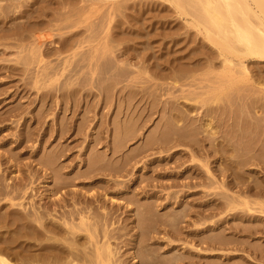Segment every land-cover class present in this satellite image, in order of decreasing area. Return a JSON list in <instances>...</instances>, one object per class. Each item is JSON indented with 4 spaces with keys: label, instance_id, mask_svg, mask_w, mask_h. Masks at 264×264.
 Segmentation results:
<instances>
[{
    "label": "rangeland",
    "instance_id": "1",
    "mask_svg": "<svg viewBox=\"0 0 264 264\" xmlns=\"http://www.w3.org/2000/svg\"><path fill=\"white\" fill-rule=\"evenodd\" d=\"M95 1H93V0H91V1L90 0H0V180H1L0 183L2 182L1 183L2 185L0 184V187L4 188V189L9 188L8 190L10 192L6 189L9 192L8 195H10L11 193L12 194L14 193L15 198L13 197L12 194H11L12 196L11 195L8 196L9 198H11V197L14 198V199H12V203L23 202L22 204L27 205V203H29V202H33V203L35 202L34 204L36 207H39L38 203H40L41 211L46 209L44 207H46L48 205V203H49L48 206L50 207V208L48 207V210H50V211L53 208H56V210H58V211L60 210L59 213H61V211L65 212V211L71 210L72 206H73L72 205L73 203L70 202L71 194L74 193L75 191L84 192V190L87 187L84 189L81 187L82 185H80V184H78L79 186L78 185L66 186V187L61 189L62 192L67 191L69 193L67 196L64 197L65 202H60V204H59V202L57 200V196L53 197L49 200L47 198V196L53 194L52 188H53V183H55V182H53L54 179L52 180V176L54 173L52 174V172L49 169L44 170L45 166L40 165L41 163L43 165H45L46 163L47 164L50 163V161H46V163H43V160L46 159V157H47V159H51V158L56 157V155H58L57 151H59L61 154H63L65 152L63 155H61L62 157L61 156L58 157L59 161L57 160L55 162V165L56 164L62 165V163H63V165H64L63 167L60 165L62 168L61 172L64 174L66 173L69 177H70L69 174H71V173L74 174L75 171H78V170L80 171L82 169V167L86 168V169L83 168L84 170H88L87 168L89 166L86 167L85 162L88 164V161H91V160L94 161V158H96V159L98 158L96 156L102 155L101 153H103L104 150H106V148L103 147L104 144L106 142L112 141V136H113L112 133L114 131L118 132V130L120 128H122L121 125H123L124 123H126V125L129 124L128 127L131 128V122L134 123V121H135L136 127L133 126V124H132L134 129L137 128L139 124H142V125H139L138 130L135 129V131H136L135 136L136 137H135V139H133V142L130 141L129 143H127L125 145L128 147V145L130 144L129 145V146H131L130 148H134L136 145L139 146V145L144 143V141L146 140L145 137L150 135V133L154 132L153 136L155 138L156 133L158 135V133L162 132L163 129H164V131L166 130L165 129L166 127H164L163 129L161 128L162 130L160 129V132H158V130H159L158 127L159 128L162 127L161 125H163V123H162L163 120L169 119V117L165 118V115H162V113L164 114V109L160 105L161 104L160 102H162V101L166 102L168 100H171V96L177 97V98H180V97L183 98L186 95L188 96L190 91H195L197 93L198 92L199 93H205L208 90V88L210 89V87H217L220 85V82H224V80H225V78L223 76H221L225 71L222 68L221 59L216 58L217 54L215 51L216 50L215 47L212 46L206 40V38L204 37V33L201 30L202 29L201 26L199 27L200 31L198 30L197 27L193 26V25H195V22L193 19L194 14H193V11L191 9L192 8L191 5L185 3L186 6L184 8H179L171 0L170 1L169 0H119V1H117V0H105V1L104 0H97L98 2L94 3ZM99 3H101V4H99ZM112 4L114 6H112ZM91 5H93V6L95 5V7H93V6L91 7ZM96 7L99 9H96ZM111 7H113V10ZM93 8H95L94 9L95 12H94ZM80 15L86 16V19L84 17V19L81 21V18H83V17L80 18L79 17ZM72 21L76 25H74L72 23L74 25L73 26L71 24ZM67 23H69L72 27L70 28L69 27L70 25L68 24L69 26H66L67 28H64V26L67 25ZM67 32H69V33L64 34ZM35 34L38 36L42 35L43 37H45L43 39L44 44L40 48H38L37 45L35 44L38 42L35 39V36H34ZM61 35H64V36L61 37ZM71 37H72V39L69 40V38H71ZM80 40H82V42ZM31 41H32L33 45L31 43ZM64 41H65V43L67 42L66 43L67 46L64 43ZM73 43H74V45L75 44L76 45L74 46ZM62 44H63V46L65 45V47H66L65 49H64V47H62ZM77 44H79V46H77ZM34 45L36 48L34 47ZM73 46H74V48H72ZM109 46H111L112 48L109 49L108 48ZM32 48H34V49H32ZM37 48L40 49L39 51L42 54L41 57H37L36 53L32 54V51L36 50ZM208 48H210V49H208ZM50 50H52L53 52L51 51L52 52L51 53ZM77 51H79L80 53ZM47 52H49V54H45ZM191 53H193L194 55ZM74 54H75V56H74ZM105 54H107V55H105ZM92 55H94V59L91 62H89ZM84 56H86L85 57L86 59L84 58ZM40 58H41L42 62H39ZM77 58H78L77 63L75 61H72L74 59L76 60ZM79 58L81 61L79 60ZM111 58L113 59V61H115V63H113L115 66L119 65V66H117V68L121 67V68H119V70L117 69V71L120 72V74L122 76L121 75L119 76L118 75L119 73H117L119 78L117 80V83L114 84L115 80L117 79L116 76H114V77L113 76H111V77L105 76V77H103L104 79H102V81H101V79H100L101 77L97 78V75L94 74L92 76L95 80V83H94L92 81L93 78L90 79V75H89L91 66L94 65L96 62H98V64H99L101 60H102V62L104 61L103 63H106L105 62L106 59L111 62V66H112V59ZM66 60L69 61V65L66 67V70L64 71L63 75L56 82H53V81L48 82L49 81L48 79L52 75V73L58 72L57 70H59V67L62 66ZM242 60L243 61L245 60L244 62H245V65L247 66V64H248L247 60L246 59H242ZM109 61H107V62L109 63ZM234 61H237V60L235 59ZM20 62L22 65L18 64ZM22 62H24V63H22ZM71 62H72V64H71ZM59 63L61 65H59ZM73 63L74 64L76 63L77 67L82 66V68L79 67L80 68L79 70L76 69L77 67H76V65H73ZM78 63H79V65H78ZM80 63H83V64L81 65ZM116 63H117V65H116ZM210 63H211V65H210ZM56 64L58 65V69L57 68L53 69V66L56 67L55 66ZM86 64H87V67L86 68L83 67V65L86 66ZM107 64H106V67H104V66L103 67L107 68L108 66H110V63L108 64V66H107ZM26 65H28V66H26ZM71 65L73 67L75 66L74 70L71 68ZM121 65L125 66V68L128 69L127 71H129V73H126L127 71L126 72L124 71L126 69L124 67L122 68ZM10 67L11 68L14 67L17 69L21 68L22 70L19 69V70H21V73H18L15 71L16 73H18L20 75H18V74L15 75L16 73L13 75L10 74L9 70H8ZM100 67H101V69H104V68H102V66H100ZM248 67L251 71V75L253 78L256 77V75L258 73L260 75H264V66H263V68L261 67V73L260 72L257 73V68H255L256 66H252V64H250V63L248 64ZM45 68H47V69H45ZM70 69L72 70L71 73L68 71ZM122 69H124V70H122ZM75 70H78V71L75 72ZM121 70L125 72V73H123L125 75H123L121 73ZM47 71H50V72H47ZM24 72H26L25 75H24ZM67 72H68V74H67ZM73 72L75 74H72ZM86 72L88 73L87 75H86ZM186 72H189V73H187L189 75L193 74L194 77L189 78L188 80H185L182 77L181 81H179V84L175 88H172L170 85V81L172 80L171 77L173 75H177V74L183 75ZM69 73H70V75H69ZM83 73H85V74H83ZM45 74L46 75L48 74L47 76H49V77H45L46 76ZM71 74H72V76H71ZM147 74L149 75V77ZM64 75H66V76H64ZM31 76H34V77H31ZM76 76H77V78H76ZM70 77H71V79H70ZM78 77L80 79H78ZM87 77H89V78L87 79ZM106 77H107V82L105 83ZM111 78H114V82H113L114 86L110 82ZM97 79H100L99 82H101V83L97 84V82H98V81H96ZM120 80H122V81H120ZM167 81H168V84H166ZM69 82H70V85L68 86ZM145 82H147V83H145ZM73 83H75V84H73ZM78 83L80 85H78ZM93 83H94V85H93ZM151 83H153V85ZM58 84H59V86H58ZM102 84H104V88L106 90L103 88ZM107 84L109 86L112 84L111 85V86H113L112 89H109L110 87L108 88ZM101 85H102V87H101ZM131 85H133V86L131 87ZM164 85H166V86L164 87ZM168 86H170V87H168ZM57 87H60V88L57 89ZM162 87H164V89ZM67 88L77 91V93L75 92L76 96L73 95L74 92L71 95L72 96L71 98L75 102H73L72 99H71V101H69L68 96H66V98H67V99L65 98L66 103H63V101H64L63 100V98H64L63 93L66 92ZM149 88H150L151 92L149 91ZM161 88L163 89L162 91H161ZM131 89L134 91L133 94H135V92L137 91L136 97H135V95L134 96L132 95L133 97L130 96L133 92V91H131ZM175 89H176V91H175ZM103 90H105L106 92H103ZM127 90L128 91L130 90L131 94L128 93ZM164 90H166V91H164ZM250 91H251V87H249L243 83H238L237 86H234L232 88V90L229 91L228 93L226 92L225 94L218 95L219 98L222 99V101H220V103H223L224 102L223 100H226L227 97L231 103L230 108L220 107L221 109L219 108L218 110H216V111H219L218 113L215 111L218 115L215 112L213 114L214 118H215L213 120L214 125L217 124L215 126V132H216V134H214V137L216 135L215 139H218L220 134L221 135L224 134V135L220 136L218 140L214 141L212 146H211L210 145L211 142L213 140H215L214 137L210 136L211 137L210 139L211 140L213 139V140L209 141V136H206L207 138L204 136V138H203L202 136L205 134H200L203 132H198L199 135L197 138L199 140L200 139L203 140V141L200 140V142H199L200 145H202L201 146L202 149L199 148L200 152L197 153V159L199 160V162L188 161L187 157H189L191 154L190 153L191 147L187 144H181L180 146H176L171 150H177V151L181 150V152H179V154L181 156L178 154L177 157L178 158L181 157L182 161H184L183 165H181L182 167L177 168L178 166H174L173 164H171L169 167L167 166L168 169L166 171H167V174H169V175H168V177H164V180H162L161 182L158 179H156L157 181H155L154 178L151 179V177H149L150 175L152 177H154L153 176L154 173L151 172L149 165H148L147 169H145L144 166H142V167L139 166L141 168L139 170L138 169L135 170L133 173V176H132V171H131L127 176H118V177L114 176L113 177V176L98 175L96 177L99 179H108V180H112L115 182H120L122 184L121 185L123 188L122 190H124L125 187L130 188L129 190H126V192H129V193H126V194H124V196L117 198L119 200V202L117 200L114 203L109 202L107 204L108 201L102 199L104 202V205L106 203V210L105 211H107V209H108V211L113 210L112 211L113 215L110 214L111 217L108 218L109 219L108 223H114L112 227L113 228L115 227L116 230H119L118 231L119 234L122 235L121 237H118V239L112 241V243H114L113 247H115L117 250L121 249L119 251L121 254L124 255V256H122L123 258H127L128 261L130 262L129 256L133 252L131 247H130V240L137 243L136 241H137V236H138V234L136 232V228H134L133 231H129L128 233H126V235H124L125 232L122 229L124 225H127V227H131L130 226L132 224L131 221H133V220H135V222L137 223L136 213H134L135 210L133 212H130V208L128 207L127 202H126L127 201L126 197H130V194L133 198L132 202L134 203V205H136V203H137L135 209L140 204L139 199L143 196L144 192L149 193V194H154L156 197L159 196L157 200L162 201V203H165V202H169V201L173 202V199L171 196H175V195L182 196L183 194L187 193L188 191L190 192L193 190V192H197V194H195V196L193 195L191 197H188V199L187 198L182 199V201H184L183 204H185V202L193 200V204L196 205L197 210H201L202 206L200 207V204H205L210 200H215V201L219 200L221 202L223 199L220 198L221 197L220 195L224 194V193H225L224 195H228V196H234V197L239 196L241 198L244 197L250 201L255 200L256 196L251 194V193L249 194V192H247L246 185L241 184V183L237 184L238 182H236V181H235V183H236L235 185H237V187L229 188L230 191L226 192L223 190H216L214 192V191H207L206 189H203L202 187H198L196 189L192 188V190H189L186 187H184V185L190 181H189V179H185L183 177L181 178L183 180L181 181L179 179L178 182H173L170 180L171 179L170 177L175 178V177H173V175L175 176L178 172H180V170L182 171L183 167L188 166L190 164L195 165L197 168L196 170L198 172H201V174H203L202 176L204 178H207L208 175L206 174V168L202 166V163H207L209 170L211 172L213 171V173L216 174V176L219 180H221V179L226 180V178L223 177L224 175H222V174L220 175V169L218 168V167L224 166V162L221 165V162L223 160H221V159H219L220 161L218 160L219 152L216 153L215 155H214V152H213V155H208V152L213 151L212 149L216 148L217 141H218V143H219V140L222 141L221 137L225 136V137L229 138V136L233 134L232 131H235V132L237 131L240 133V135H239V133L236 134L237 132L236 133L234 132L235 134L232 135L233 138L232 139L229 138L232 140V144L234 145L235 149H236L237 144H238L237 142H239L237 137L242 138L241 140H244L247 142V140L250 141V139L252 138V137H250L251 135L253 136V138H255L254 137L255 135L252 134L255 131L257 134H259V131L261 133L264 132V121L263 120L261 121L263 124L261 123L262 125L260 128L256 127V129H255L254 128L255 126H253L251 128V126H252L251 124H253V120H254V123L256 124V126H258L257 120H259V119H257V117H259V116L255 117L256 121H255V118L253 117V115H251L252 119H251V117L247 116L248 115L246 113L247 102L249 101L247 96L249 95ZM126 92H127V94H126ZM169 92H171V93L173 92L172 95H170ZM104 93H105V95H104ZM146 93H149V94L146 95ZM39 95L41 96L40 98H39ZM127 95L132 97V98L135 97L134 99L131 98L134 102V103L132 102L133 108L130 106V104L127 103L130 100V98L127 97ZM153 95L155 97H158L157 101H160V102H158L159 105L153 104V101H154ZM43 96H44V98H43ZM62 96H63V98H62ZM106 96L108 98H106ZM142 96H143V98H141L142 99V101H141L140 97H142ZM146 96H148L151 100L149 98L146 99ZM50 97L52 99H49ZM42 99H44V100L42 101ZM46 99H47V102H46ZM105 99H107L108 101L106 100V106L104 105L105 106L104 107L103 104L105 103L104 102ZM147 100H148V102L151 101V102H149V103H151L150 107L148 106ZM179 101L183 102L182 99H180ZM165 102L163 103V106H164ZM236 102H237V104H236ZM244 102L246 105L244 104ZM121 104H122V107H121ZM123 105L127 106L125 108L130 109V110L127 109L128 113H124V114H127L125 116L123 115V110H125ZM242 105H243V107L245 105L246 108L245 107L242 108L241 107ZM118 106L121 107V114H119L117 112V110L120 109ZM146 106H147V108H146ZM156 106H157V108H156ZM160 106L162 107L161 109H163V110H161L162 116L160 115V112H158V110L160 109ZM62 108L63 109L66 108L64 110V115L62 113ZM117 108H119V109H117ZM148 108L149 109L151 108V109L148 110ZM222 108L224 109L225 113H223V111H221V110H223ZM235 108L237 109V111L235 110ZM240 108L243 109L241 111H245V114H247L246 117H245V115L243 116L244 112H241L242 113V115H241ZM87 109H88V112L86 111ZM115 110H116V113L114 114ZM142 110H143V112L145 111V113H143V112L142 113L146 117H147L148 113L152 112L151 110H153V112L150 113L151 117L149 116L150 115L149 114L148 115L149 119H148V117L146 118L143 116V114H140L141 113L140 111H142ZM155 110H157V111H155ZM232 110H235L233 115L239 116L238 114L240 113L239 117L235 116V117H237L236 119H239L240 121L233 118L234 116H232V113H233ZM42 111L43 112L46 111L47 113L44 112V114H43ZM65 111H66V113H65ZM129 111L131 113V118H132V119L130 118L131 122H130V120H128L129 119L128 116H130V115H128ZM131 111H133V112H131ZM39 112H40V114H39ZM146 112H148V113H146ZM226 112H227V115H226ZM235 112H236V114H235ZM133 113L135 116L134 115L132 116ZM138 113L140 115V116L138 115V118L140 117V119L134 120L137 118L136 116ZM219 113L220 114L223 113L222 114L223 116L220 115ZM37 114H39V115L37 116ZM113 114H114V116H113ZM152 114H154V115H152ZM167 114L168 113H166V115ZM120 115H123L124 117L120 116ZM141 115H142V117H141ZM169 115H171V114H168L167 116H169ZM66 116H67V118H66ZM160 116L163 119H161ZM216 116H218V117H216ZM241 116H243V118H242L243 122L241 121ZM261 116L262 115H260V118H261ZM38 117H40V118H38ZM117 117H118V119H117ZM119 117H120V119H119ZM122 117L124 118L123 119L124 123L120 124V125L117 124L115 121L119 120L121 122ZM133 117H136V118H133ZM219 117L222 119L224 118L223 121L221 119L223 124L221 121H219L220 120ZM63 118H65L64 119L65 121L68 120L67 124H66V125H68L66 127L69 128L66 131V132H68L67 134L63 133V132H65V131H63V129H62L63 132L60 130L63 127L62 124L60 123L62 121L64 122V120H62ZM230 118L232 119V121L235 119L234 125L237 128H235V126H234V128H233V126L231 127L230 123H232V122H231ZM112 119H113L114 123H112L113 122V121H111ZM115 119H117V120H115ZM142 119L143 120L147 119V122L145 120H144L145 122H143ZM159 119H161L162 122H161V120L159 121ZM204 119L206 120L207 118L204 117ZM246 119H248L249 122H252L251 124L248 122V124L250 125L249 128L251 130L247 127V124H246L247 120ZM36 120L38 122H36ZM138 120H139V122L137 123ZM215 120H216V122H215ZM260 120H259V122H260ZM119 121H118V123H120ZM127 121H129V122H127ZM140 121L143 123H141ZM236 121L242 122V123H239V124L237 123V125H238L237 126ZM82 122H83V125L81 124ZM220 122H221V124H220ZM84 123L86 124L85 126H84ZM135 123H134V125H135ZM158 123H159V126L157 127V129H155L156 125ZM243 123L246 126L243 127ZM77 124L78 125L81 124L80 128H82V130L79 133L75 134V131L78 129V128H75V127H77ZM111 124H113L115 126H113V125L111 126ZM195 124L198 125V123H195ZM218 124H219V126H218ZM226 124H227L228 129L227 128L225 129ZM228 124L230 126H228ZM241 124H242V126H240V129H239L238 127ZM220 125L222 126L221 128H224V130H222L221 128L219 129ZM259 126H260V124H259ZM58 127H61V128H58ZM103 127H104V129H103ZM114 127L115 128L118 127L117 128L118 130H116ZM123 127H125V126L123 125ZM241 127H243L244 129L242 128L243 129L242 130ZM74 128H75V130H74ZM125 128H127V126ZM125 128H122V129H125ZM246 128H248L249 130H248V134H247V130H246V132L243 133L244 138L246 136V140H245L243 137H240V136H241L242 131H245ZM100 129L102 131L100 134L102 138H100L101 143L96 145V147L99 149H97V148L96 149H97V151L99 150L98 153H100V152L101 153L96 155L97 152H95L96 154L94 153V156L95 155L96 156L93 157V155L90 154L92 152V151L90 152V149L95 151V148H92L90 143L92 145L94 144V143H92L93 142L92 140L95 138V135L98 134V130H100ZM122 129H120V132H122L121 131ZM252 129H255V130H252ZM258 129H259V131H257ZM262 129H263V132H262ZM58 130H59V132H58ZM78 131L79 130H77V132ZM94 131L95 132L97 131L95 135H94V133H95ZM222 131H223V133H222ZM228 131H231V132L228 133ZM28 132H30V135L32 134L30 137L28 135ZM60 133H62V137L61 136L58 137L59 136L58 134H60ZM103 133H104V135H103ZM114 133H116V132H114ZM217 133H218V135H217ZM226 133L230 134V135L226 136L225 135ZM245 133H246V135H245ZM263 134H262L261 138L263 140L262 143L264 144V135ZM93 135H94V137H93ZM247 135H249V136H247ZM43 136H45V137H43ZM143 136H144V141H143ZM27 137H29V138H27ZM92 137H93V139H92ZM253 138L251 140H254ZM152 139L153 138H150L146 141H152ZM234 139L236 142H234ZM136 141H138L139 143H137ZM255 141H257L256 143L261 144V142H258V140L256 138H255ZM208 142H209V144H207ZM250 142L254 143V141H250ZM234 143L235 144L237 143V144L235 145ZM240 143L245 145V142L243 143V141H240L239 145H241ZM252 143H250V144H252ZM256 143L252 144L251 146L254 147ZM131 144H134V145H131ZM247 144L250 147L249 142L246 143L247 147L244 146L243 151L238 150V148L242 149L241 146L243 147V145L238 146L236 149V154L239 155V153H238L239 151H240V153L241 152L246 153V150L248 148ZM60 146H62L63 148L61 147V149H60L59 148ZM64 147H65V150H64ZM262 147H264V145H262ZM262 147L259 149V151H257L256 154H259V156L260 157L262 156V158H263L264 157V152H263L264 150ZM61 151H63V153ZM51 153L53 154V156L51 155V157H48L47 155L50 156ZM55 153H56V155H55ZM60 153H59V155H60ZM244 153H243V155H244ZM88 155L89 156L92 155V156L89 157ZM233 155H234V153H233ZM245 156H247V154L242 156V158H244ZM86 157L90 158V160L86 159ZM154 157H155L154 155H151L149 153V156L145 159L150 160L151 158H154ZM183 158H184V160H183ZM236 158L239 159L240 156H238ZM242 158H240V159H242ZM245 158H247V157H245ZM36 159H37V161H36ZM55 159H57V158H55ZM145 159H143V160H145ZM238 159H236V160H238ZM39 160H41V163L39 162ZM245 160L247 161V159H245ZM217 161H219L220 164ZM57 162H59V163H57ZM216 164H217V167H216ZM59 165L56 168H58ZM151 166H153V165H151ZM64 168H66V169H64ZM198 168H199V170H198ZM58 169H60V168H58ZM242 169L241 170L243 172L237 171L239 169H235L234 171L236 173L239 172L238 174L242 173L241 176L244 178L243 181H245V180L247 181V178L245 179V177H247V172H245V170L247 171V164L245 166H243ZM248 169L251 171L257 170V172L259 173L258 175L259 176L261 175V177L264 178V173H260V170L257 169L256 167L249 166ZM73 174H72V177L76 173L74 175ZM243 174L246 176H244ZM18 176H20V177H18ZM34 176L36 177V179H34L35 178ZM69 177H67V178L69 179ZM144 177H146L145 180H148L147 177L150 178L147 182L150 184L147 187H145V184L142 181H140L141 179H144ZM67 178H66V180H67ZM167 178H169V180ZM178 178H179V175H178ZM71 179H73V178H71ZM3 180L4 181L6 180L4 184H3V182H4ZM70 180H68V181H70ZM173 180H175V179H173ZM229 180H230V178L227 179V181H229ZM32 181H34V182H32ZM78 181L79 180L75 179L74 183H76ZM195 181L196 180L193 179L191 182H195ZM139 182L140 183L142 182V183L139 184ZM206 182H207V180H206ZM175 183H177V184H175ZM15 184H16V186H15ZM26 184H28V185H26ZM245 184H247V183L245 182ZM128 185H129V187H128ZM14 186H15V188H13ZM31 186L34 188H32ZM74 186H77V187H74ZM21 187H23V188H21ZM119 187H118V189H121ZM91 189L93 191H95V188L91 187ZM17 190H19V191H17ZM122 190H120V191H122ZM24 191L27 193L23 194ZM17 192L19 193V195ZM47 192H48V194H47ZM62 192H57L58 198H60L59 193H62ZM208 192H211V194L209 195ZM212 192H214V193H212ZM28 193H30V194H28ZM166 193L168 194V196ZM171 193H173V194H171ZM213 194H215V195L213 196ZM166 196H167V200L164 199ZM145 197H142V199L140 201L141 203H146V201H149V202L153 201V199H147V196H145ZM2 198L3 197L0 196V205L5 204V206H3L2 209H0V215L6 211L5 207H6L7 203L9 202L8 198H6V199H2ZM44 198L45 199L47 198L46 201ZM53 199H55V200H53ZM121 199H124L125 201L121 200ZM53 202H56V204H59V205L62 204L61 205L62 210L60 207L58 208L54 204H52ZM51 204H52V206H51ZM26 205H24V206L26 207ZM63 205H64V208H63ZM129 206H131V205H129ZM68 208H70V209H68ZM132 208H133V206H132ZM138 209H140V208L138 207ZM57 213L58 212H55V215ZM234 214H236L235 219L232 216ZM256 215H260V214H256ZM260 216L264 217V215H260ZM1 217H2V215L0 216V218ZM56 217L58 219V217H60V216H58V214H57ZM154 218H152V219H154ZM215 219H217L216 222L224 221V226L226 225L225 227L227 228L226 232L228 231L227 233L229 234L228 236H230L231 238L234 237L235 240L230 239L231 241L234 240L233 241V247H232L233 249L231 251L214 252V254H216V256L214 257V260L212 259L213 261H218L219 263L224 262V264H247V263L248 264H254V263L255 264H264V252L259 253V251H258L257 254L254 255L255 251L253 250L254 249L252 247L253 245L251 246L253 249L247 248V246L249 247L250 244H255V246H258L261 244L263 246L262 247L259 246V247H261V250L264 251V248H263L264 247V230H262V228L264 229V227H258L259 225H256V223L257 224L260 223V226L261 225L264 226V220H263V222H260L257 220L255 221L251 218L252 221H247L246 220L247 219V210L244 208H241V207H238V208H236L232 211H229L225 214L224 213L223 214L218 213L213 218L214 221H215ZM1 220H2V218H1ZM3 220H4V214H3ZM3 220L0 221V224L3 223ZM145 221L143 220L142 222L144 223ZM180 221H183L181 224V226L184 227V228H182L183 231H193L196 228L200 229V227H203V226H198V225L194 226V224H195L194 221L192 219H189V218H187V219L184 218ZM226 221H227V223H226ZM234 222H236V224ZM237 222H240L241 224H243L241 226H243L244 229L247 228V225H245L246 228L244 226V224H246V223H250L251 226H252V224H255V225H253L255 227V229L253 226L251 227L250 224H248V226H250V227L247 228L246 230H244V229L242 230L240 227V224L238 225ZM146 223L151 225V226L154 225V223L152 221H150V223H148V221H146L145 225H146ZM198 223H203V222H198ZM140 224H141V221H140ZM234 224L236 227L233 226ZM142 225H144V224H141V226ZM205 225L208 226V225H210V223L208 221H206L204 226ZM145 227L146 226H144L143 229H145ZM256 228H258V229H256ZM157 229L159 231H161V226H159ZM1 231L2 232L4 231V234H6L4 229H2ZM237 232H238V234H237ZM246 233L247 234L250 233V234H248L249 236ZM10 236H11V238L13 237V235H10ZM152 236L154 239L149 240V242H153L154 244H156L153 247L161 248L160 252H164V251L170 249V247H164V245H166V237H164L163 233H158L157 235L154 234ZM235 241H237V242L234 243ZM115 242H116V244H115ZM177 244H180V243H177ZM196 244H197V247L204 249V245L200 244V242L199 243L197 242ZM256 244H258V245H256ZM17 247L15 246V248L17 250L13 246L14 249H8V251L13 250L12 251L13 255L25 253L24 250H22L21 248L18 249ZM261 250H260V252H261ZM248 251L251 252L252 256L257 257V258H255L256 261H252V260H250V258H248V255H250ZM179 252H181V250H179ZM168 253H171V252H168ZM174 253L178 254L177 251ZM189 254H190V252H189ZM228 255H230L232 257L230 260H227ZM196 259L197 258H195L194 261H196ZM197 261H198V259H197ZM129 264H132V263H129ZM204 264H207V263L205 262Z\"/></svg>",
    "mask_w": 264,
    "mask_h": 264
},
{
    "label": "bare ground",
    "instance_id": "2",
    "mask_svg": "<svg viewBox=\"0 0 264 264\" xmlns=\"http://www.w3.org/2000/svg\"><path fill=\"white\" fill-rule=\"evenodd\" d=\"M93 1H95V0H93ZM117 1H119V0H117ZM171 1L179 8H184L186 6V4H189L192 6L191 9H192L193 14H194L193 19L195 22V25H193V26L197 27L198 30H199V27L201 26L202 29L201 28L200 29L203 31L204 37L212 46L215 47V49H216L215 51L217 54L216 58L221 59L222 68L225 71L221 75L225 78L224 82H220V85L217 87H210V89L208 88V90L205 93H199V92L197 93L195 91H190L189 95H188L189 97L187 95L184 96L183 98H181V97L177 98V97L171 96V100H168L166 102L164 101L165 102L164 106H163L164 102L162 101L163 102L162 103L160 101H157L158 97H155L153 95V100H154L153 104L159 105L158 102H160L161 103L160 105L164 109V114L162 113V115H165V118L169 117V119H167V120L164 119L162 122L161 119H163V118L161 117L162 116L161 110H163V109H161L162 107L160 106V109H159L160 111L158 110V112H160V115H161L160 118L161 119H159V121L161 120L163 125L160 124L162 127L159 128L158 127L159 123H158L156 125L155 129H157V127H158V129H159L158 132H160L161 128L163 129L164 127H166L165 128L166 130L164 131V129L163 130L161 129L162 132L158 133V135L156 133L155 138L153 136L154 132L150 133V135L145 137L146 140L153 138L152 141H146V140L144 141V136H143L144 143L139 145V146L136 145L137 147L135 146L134 148H130L131 147V146H129L130 144L128 145V147L125 145L127 143H129L130 141L133 142V139H135V137H136L135 136L136 135L135 129L138 130L139 125H142V124H139V125L137 124L138 127L134 129L133 126L136 127V123L134 121V123H135V125H134V123L131 122V120H130L131 113L129 111L128 115H130V116H128L129 119L127 118L131 122V128H129L128 127L129 124L127 123L128 125H126V123L123 122V119H124L123 117L125 115H127L124 113H128L127 109H129V108H125L127 106L123 105V107L125 108V110L127 112L122 109L123 115H124V116L120 115V116H123L121 118L122 123L119 120L118 121L120 123H118V121H115V122L119 125L124 123L123 125L125 127L127 126V128H125V127H123V125H121V127L125 128V129L120 128V129H122L121 130L122 132H120V129L119 130L117 129L118 127L117 128L114 127L116 130H118V132L114 131V132H116V133H114L112 131L113 132L112 133L113 134L112 141L106 142L104 144L103 147H105L106 150H104L103 153L100 152L102 155H98V154H100V153H98L99 150L97 151V149H99V148L96 147L97 144L101 143L100 138H102V137L100 134L102 131H101V129L98 130V134H97L98 136L95 135L97 131L96 132L94 131L95 132L94 133L95 138L93 139L94 135L92 137V139H93L92 143H94V144L92 145L90 143V145L92 148H95V151L90 149V152L92 151L90 154H92L93 157L98 155V156H96L98 158L97 159L94 158L95 162L92 160L88 161V164L85 162V166L86 167L89 166L87 168L88 170H84L83 168H85V167H82V169L80 171L78 170L79 172L75 171V173H76V174L74 173L75 175L73 173L69 174L70 177L66 173L65 174L67 176L61 172V169H62L61 166L62 167L64 166L63 163H62V165L60 164L61 165L60 166L59 164L55 165V162L57 160L59 161L58 157H60L61 155H63L65 153V152L63 153V151L65 150L66 146L64 147V150L61 151L63 154H61L59 151L56 150L58 152L57 153L58 155L60 153L59 156L56 155V153H55L56 157L51 158V159H47V157H46V159L43 160V163H46V161H50V163H48V164L46 163L45 165H43L41 163L42 159L39 160V162L41 163L40 165L45 166L44 170L49 169L52 172V174L54 173L52 176V180L54 179L53 182H55V183H53V188H52L53 194L47 196V198L49 200L51 198L57 196V200H58L59 204H60V202H65L64 197L67 196L69 193L67 191L62 192L61 189L66 187V186L80 184V185H82L81 187L84 189L87 187L84 190V192L75 191L74 193L71 194L70 202L73 203L71 210H68L65 212L61 211V213H59L60 210L58 211V210H56V208H53L50 211V210H48V207H49L48 206L49 203H48V205L46 207H44L47 210L44 209L41 211L40 203H38L39 207L35 206V204H34L35 202L34 203L29 202V203H27V205L22 204L23 202L12 203V199L15 198L14 193L13 194L11 193L14 198H12V197L9 198L8 196L11 195V194L8 195L10 192L8 190L9 188L8 189L6 188L9 191L8 192L6 189L0 187V196L3 197L2 199L8 198V201H9L5 207L6 211L3 213L4 214V220H3V214H1L2 215L1 218L3 220V223L0 224V264H129V263H132V264H204L205 262L207 264H224V262L219 263L218 261H213L214 257L216 256V254H214V252L231 251L233 249L232 248L233 247V241L235 239H234V237L231 238L230 236H228L229 234L227 233L228 231L226 232L227 228L225 227L226 225L224 226V221L216 222L217 219H215V221H214L213 218L218 213H221V214L224 213L225 214V213L232 211L238 207H241V208H244L247 210V219H246L247 221H252L251 220V218H252L255 221L257 220V221L263 222L264 217H261L260 215H264V178L261 177V175L260 176L258 175L259 173L257 172V170L251 171L248 169L249 166H254L260 170V173H264V157L262 158V156L260 157L259 154H256L257 151H259V149L262 147V145H264L262 143L263 140L261 138L262 134L264 133L263 129H262L263 133H261L259 131V129L257 130V131H259V134H257L256 131L254 133H252L255 135L254 137L258 140V142H261V144L256 143L257 141H255V138H253V136L250 134L251 135L250 137H252L254 139V140H251L252 139L251 138L250 141H254V143H256L255 146L253 145L254 147L251 146L254 143H252L248 140L246 142L244 140H241L242 138L237 137L239 142L240 141H243V143L245 142V145L240 143L241 145H243V147L241 145H239V142H237L238 144L236 143L237 147L241 146V148H242V149L238 148V150L243 151L244 146L247 147L246 143H248V142H249V144L252 143V144H250V147L247 144L248 148L246 150V153L243 152L244 155L247 154V156H245L247 158L244 157L245 159H247V161L244 158H242V156H244L242 152L240 153V151H239L238 152L239 155L236 154L237 147L235 149L234 145L232 144L231 139L233 138L232 135L235 134L237 131L236 132L232 131L233 132L232 135L227 134V133L225 134L226 136L230 135L229 138H231V139H229L228 137H225V136H223L224 138L221 137L222 141L219 140V143L217 141L216 148L212 149L213 151L208 152V155H213V152L215 155L216 153L219 152L218 160L219 159L223 160L221 162V165L224 162V166L223 167L221 166L218 168L220 169V175L221 174L224 175L223 177H225L226 180H224V179L219 180L217 178L216 174H214L213 171L211 172L209 170L207 163H202V166L206 168V174L208 175L207 178H204L202 176L203 174H201V172H198L196 170L197 168L195 165L190 164L188 166L184 165L185 167L182 168V171L180 170V172H178L175 176L173 175V177H175V178L170 177L171 178L170 180L173 182H178L179 179L182 181L183 179H181V178L183 177L185 179H189V181H190L184 185V187H186L189 190H192V188L196 189L198 187H202L203 189H206L207 191H214V192L216 190H223V191L228 192V191H230L229 188L237 187V185H235L236 184L235 181H236V182H238L237 184L241 183V184L246 185L247 192H249V194L251 193V194L256 196L255 200L250 201L244 197L243 198H241L239 196L234 197V196L224 195L225 193L224 194L220 193L221 194L220 198L223 199L221 202L219 200L218 201L210 200V201H208L209 203L207 202L205 204H200V207L202 206L201 210H197L196 205L193 204V200L185 202V204H183L184 201H182V199H186V198L188 199V197H191L193 195L195 196V194H197V192H193V190L190 192L188 191L187 193L183 194L182 196H178V195L171 196L173 199V202L168 200L169 202H165V203H162V201L157 200L159 196L156 197L154 194L142 192L143 193L142 197L147 196V199H153V201H151V202L146 201V203H141L140 202L142 199V197H141L139 199L140 204L138 205V207L140 209H138V207L135 209L137 203H136V205H134V203L132 202L133 198L130 194V197H126L127 198L126 202H127L128 207L130 208V212H133L135 210L134 213H136L137 223L135 222V220H133V221H131V223H132L130 225L131 227H127V225H124L122 228L123 231L125 232L124 235H126V233H128L129 231H133L134 228H136V232L138 234L137 241H136L137 243L130 240V247L133 251L129 256L130 262L128 261L127 258L122 257L124 255L120 253L119 250H121V249L117 250L115 247H113L114 243H112V241L118 239V237H121L122 235L119 234V232H118L119 230H116L115 227L114 228L112 227L114 223H108V220H109L108 218L111 217L110 214L113 215V213H112L113 210L108 211V209H107L108 212L105 211L106 210V203L104 205L103 200L108 201L107 204L109 202L114 203L115 201L118 200L117 198L124 196V194H126V193H129V192H126V190H129L130 188L125 187L124 190H122L123 188H122V186H121L122 184L120 182H115V181L108 180V179L96 178L98 175L113 176V177L114 176L115 177L127 176L132 171V176H133V173L135 170H137V169L139 170L142 166H144L145 169H147V167L149 165L151 172L154 173V175L151 173L154 177H152L151 175L149 177H151V179L154 178L155 181H157L156 179H158L161 182L162 180H164V177H168V175H169V174H167V171H166L168 169L167 166L169 167L171 164H173L174 166H178L177 168L182 167L181 165H183L184 161H182L181 157H179L180 159L177 157V155L179 154V152H181V150L180 151L171 150L176 146H180L181 144H187L191 147V150H190L191 154L189 157H187L188 161L199 162V160L197 159V153L200 152L199 148H201V146H202V145H200L199 142H200V140L201 141H203V140L202 139L199 140L197 138L199 135L198 132H203L200 134H205L202 136L203 138H204V136L205 137L209 136V141L213 140V139L211 140L210 138L214 137V134H216L215 126L217 125V124L214 125V122H213V120L215 119L214 115H213L214 112L216 110H218L220 107H225V108L231 107V103H230V100L228 99V97L226 100H223L224 101L223 103H220V101H222V99H220L218 95L225 94L226 92L228 93L229 91L232 90V88L234 86H237L238 83H243V84L251 87V91L249 92V95L247 96L249 101L247 102L246 113L248 115L245 114V111H241V110H243L242 108H244L246 105L245 102H244V104H245L244 107L242 105L241 106L242 108H240V113L244 112L243 116L245 115V117H246V115H247V116L251 117V119H252L251 115H253L254 118L259 116V117H257V119H259V120L261 119L260 122H259V120H257V122L260 124V126L257 122L256 123L258 126H256V124L254 123V120H253V124H254L253 125V124H251L252 122H249V120L246 119L247 123L246 122L245 123L247 124V127L248 128L250 127V125L248 124V122H249L252 125L251 128L253 126H255L254 127L255 129H256V127L260 128L261 125L263 124L261 121L262 120L264 121V114H263L264 113V75H260L258 73V72L261 73V67L263 68V66H264V0H171ZM96 2H98V1L96 0L94 3H96ZM99 4H101V3H99ZM92 6L93 5H91V7ZM112 6H114V5L112 4ZM93 7H95V5ZM97 7H96V9H99ZM111 8L113 10V7H111ZM94 9L95 8H93V10ZM94 12H95V10H94ZM79 17L80 18L83 17V18H81V21L84 19V17L86 19V16L80 15ZM72 23L74 25H76L73 21L71 22V24ZM68 24L69 23H67V25H65V26L63 25L64 28H67L66 26L70 25V24L69 25ZM69 27L71 28L72 26L70 25ZM69 32L64 33V34H68ZM34 36H35V39L38 41L35 44L37 45L38 48H40L44 44L43 39L45 37H43L42 35L38 36L36 34ZM62 36H64V35H61V37ZM70 39H72V37L69 38V40ZM80 41L82 42V40H80ZM31 43H32V41H31ZM64 43H65V41H64ZM32 45H33V43H32ZM73 45H74V43H73ZM66 46H67V44H66ZM74 46L72 48H74ZM77 46H79V44H77ZM34 47H35V45H34ZM62 47H64V49L66 48L65 45L63 46V44H62ZM38 48L36 50H33L32 54L36 53L37 57H41L42 54L40 53V51H39L40 49H38ZM108 48L111 49L112 47L109 46ZM32 49H34V48H32ZM208 49H210V48H208ZM52 50H50V52ZM77 52H79V51H77ZM45 54H49V52H47ZM191 54H193V53H191ZM105 55H107V54H105ZM74 56H75V54H74ZM85 57L86 56H84V58ZM93 59H94V55L91 56V59L89 60V62H91ZM235 59L237 61H234ZM242 59H246L248 64L250 63V64H252V66H256L255 68H257V73H258L256 75V77H254V78L252 77L251 71L248 67V64L246 66L245 62H244L245 60L243 61ZM77 60H78V58L76 60L74 59L72 61H75L77 63ZM79 60H80V58H79ZM107 61H109V60L106 59L105 60L106 63H103L104 61L102 62V60H101L99 64H98V62H96L94 65H92V66L90 65L91 66L90 73H89L90 79L93 78L92 76L94 74L97 75V78L101 77L100 78L101 81H102V79H104L103 77H105V76H108V77L116 76L117 79L115 80L114 84L117 83V80H118L119 76L121 75L120 72L117 71V69L119 70V68H121V67L117 68V66H119V65H117V63H116L117 66H115L113 64V63H115V61H113V59H112V66H111L110 61H109L110 66H108L109 63ZM39 62H42L41 58L39 59ZM22 63H24V62H22ZM76 63L75 64L73 63V65H76V67H77ZM18 64H21V62ZM71 64H72V62H71ZM80 64L82 65L83 63H80ZM106 64L108 67L104 68V67H106ZM59 65H61V64L59 63ZM68 65H69V61L66 60L63 63V65L60 66L61 68L59 67V70H57L58 72L55 71L56 73H52V75L50 77L47 76L48 74L47 75L45 74L46 75L45 77H49L48 82H51V81L56 82L63 75V73L66 70V67ZM78 65H79V63H78ZM84 65H83V67L86 68L87 64H86V66H84ZM210 65H211V63H210ZM26 66H28V65H26ZM55 66L56 67L53 66V69L54 68L58 69V65L56 64ZM100 66H102V68H104V69H101ZM121 66H122V68L123 67L125 68V66H123V65H121ZM11 67L8 69L10 74L13 75L16 72L21 73V70H22L21 68L17 69V68H14V67L11 68ZM74 67L71 65V68L73 70L75 69ZM79 67L82 68V66H78L76 69L79 70L80 69ZM19 69H21V70H19ZM45 69H47V68H45ZM125 69L126 70H124V69H122V70H124L126 72L128 69L127 68H125ZM78 70H75V72H77ZM122 70H121V73L122 74L125 73ZM68 71L71 73L72 70L70 69ZM47 72H50V71H47ZM18 73H16L15 75H17ZM25 73L26 72H24V75H25ZM70 73H69V75H70ZM117 73H119L118 74L119 76L117 75ZM126 73H129V71H127ZM187 73H189V72H186L185 74H183L184 76L181 74L173 75L171 77L172 80L170 81L171 87L175 88L179 84V81H181L182 77L185 80H188L189 78L194 77L193 74L189 75ZM67 74H68V72H67ZM72 74H75V73L73 72ZM72 74H71V76H72ZM83 74H85V73H83ZM87 74L88 73L86 72V75ZM18 75H20V74H18ZM66 75H64V76H66ZM123 75H125V74H123ZM31 77H34V76H31ZM148 77H149V75H148ZM76 78H77V76H76ZM88 78L89 77H87V79ZM70 79H71V77H70ZM78 79H80V78L78 77ZM100 79L96 80V81H98L97 84L101 83V82H99ZM110 80H111L110 82L113 84L114 78H111ZM92 81L95 83L94 78ZM120 81H122V80H120ZM106 82H107V77H106L105 83ZM147 82H145V83H147ZM94 83H93V85H94ZM59 84H58V86H59ZM73 84H75V83H73ZM114 84H113V86H114ZM151 84L153 85V83H151ZM166 84H168V81L166 82ZM69 85H70V82L68 83V86ZM78 85H80V84L78 83ZM102 85L104 88V84H102ZM102 85H101V87H102ZM111 85L110 86L108 85V88L110 87L109 89H112L113 86H111ZM132 86L133 85H131V87ZM165 86L166 85H164V87ZM164 87H162V88L164 89ZM168 87H170V86H168ZM58 88H60V87H57V89ZM162 88H161V91L163 90ZM105 90H103V92H106ZM131 91H133V90L131 89ZM149 91H150V88H149ZM164 91H166V90H164ZM175 91H176V89H175ZM73 92H74L73 95H75V92L77 93V91H75V90L68 89V88L66 89V92L63 93L64 98L62 96V98L64 100L63 103H66L65 102V100L67 99L66 96H68V100L71 101V99H72L71 95ZM127 92L130 93V90L129 91L127 90ZM127 92H126V94H127ZM136 92H135V94H133L134 93V91H133L132 94L130 93L131 94L130 96L135 95V97H136L137 96ZM149 93H146V95H148ZM169 93H170V95H172L173 92L172 93L169 92ZM104 95H105V93H104ZM130 96L127 95V97L130 98V100L127 103L130 104V106L132 107V102H133L132 99H134L135 97L132 98L133 96L132 97H130ZM143 96L140 97V99L143 98ZM40 97L41 96L39 95V98ZM43 98H44V96H43ZM106 98H108V97L106 96ZM147 98H149V97L146 96V99ZM49 99H52V98L50 97ZM180 99H182L183 102L179 101ZM43 100L44 99H42V101ZM106 100L107 99H105V101H104L105 103L103 102L104 103L103 106L104 105L106 106ZM72 101L75 102L73 99H72ZM141 101H142V99H141ZM46 102H47V99H46ZM147 102H148V100H147ZM149 102H151V101H149ZM149 102H148V106L150 107L151 103H149ZM236 104H237V102H236ZM121 107H122V104H121ZM121 107H119L120 109L117 108L120 111L116 109L119 114H121ZM146 108H147V106H146ZM156 108H157V106H156ZM65 109L66 108H64V109L62 108L63 115H64ZM150 109L148 108V110H150ZM116 110L114 111V114L116 113ZM143 110L140 111L141 113L139 111L138 112L140 114H143V113H145V111L143 112ZM235 110L237 111L236 108H235ZM235 110H232L233 111L232 116H234L233 118L236 119L237 117L240 116V113L238 114L239 116L233 115ZM46 111H44V112L47 113ZM86 111L88 112V109ZM151 111L153 112V110H151ZM155 111H157V110H155ZM221 111H223V113H225L224 109ZM40 112H39V114H40ZM44 112H43V114H44ZM131 112H133V111H131ZM148 112H146V113H148ZM152 112H150V113H152ZM216 112L218 113L219 111H216ZM65 113H66V111H65ZM139 113L136 116L137 118L133 117V118H136L134 120L140 119V117L138 118ZM150 113H148V115ZM166 113L171 114V115L167 116L168 114L166 115ZM223 113H221V114L219 113V114L222 115ZM39 114H37V116ZM114 114H113V116H114ZM154 114H152V115H154ZM235 114H236V112H235ZM133 115H134V113L132 114V116ZM148 115H147V117L149 119V116L151 117V114L149 116ZM226 115H227V112H226ZM241 115H242V113H241ZM260 115H262L261 118H260ZM143 116L146 117L144 114H143ZM235 116H237V117H235ZM243 116H241L242 122H243V120H242ZM141 117H142V115H141ZM204 117H206L207 119L205 120ZM216 117H218V116H216ZM38 118H40V117H38ZM66 118H67V116H66ZM64 119L65 118H63L62 120H64ZM117 119H118V117H117ZM117 119H115V120H117ZM119 119H120V117H119ZM221 119L222 118H220L219 121H221ZM223 119H222V121H223ZM144 120L147 122V119H144ZM144 120H143V122H145ZM234 120L232 121V119H231L232 123H230L231 127L233 126V128L235 126ZM236 120L240 121L239 119H236ZM67 121L68 120H66V121L64 120V122L63 121L60 122L63 127L62 128L58 127V128H61L60 129L61 131L63 129V131H65V132H63V131L62 132L65 134L68 133L66 131L69 129L68 127H66V126H68V125H66ZM111 121H113V119ZM255 121H256V118H255ZM36 122H38V121L36 120ZM127 122H129V121H127ZM138 122H139V120L137 121V123ZM143 122H141V123H143ZM215 122H216V120H215ZM221 122H220V124H221ZM242 122L236 121V125H237V123L239 124ZM112 123H114V121ZM195 123H198V125ZM81 124L83 125V122ZM81 124H79V125L77 124V127H75V128H78L77 130H79L78 132L76 130L75 134L79 133L82 130V128H80ZM132 124H133V126H132ZM222 124H223V122H222ZM85 125L86 124L84 123V126ZM112 125L113 124H111V126ZM113 126H115V125H113ZM218 126H219V124H218ZM228 126H230V125L228 124ZM240 126H242V124L239 125V127H238L239 129H240ZM244 126H246V125L243 123V127ZM221 127L222 126L220 125L219 129ZM243 127H241V129ZM75 128H74V130H75ZM226 128L228 129L227 124H226L225 129ZM235 128H237V127L235 126ZM248 128H246L245 131H242L240 137L244 138L243 133L246 132V130H247V134H248V130L250 129V128L249 129ZM103 129H104V127H103ZM221 129L224 130V128H221ZM255 129H252V130H255ZM30 132H28L29 137L32 135V134L30 135ZM58 132H59V130H58ZM229 132H231V131H228V133ZM222 133H223V131H222ZM238 133L239 132H237L236 134H238ZM58 135H59L58 137H60V136L62 137V133H60ZM103 135H104V133H103ZM217 135H218V133H217ZM222 135H224V134H222ZM222 135L220 134V136H222ZM239 135H240V133H239ZM245 135H246V133H245ZM247 136H249V135H247ZM29 137H27V138H29ZM43 137H45V136H43ZM215 137H216V135H215ZM215 137H214V139H215ZM219 137H218V139H219ZM218 139L213 140L210 145L212 146L213 142L218 140ZM244 139L246 140V136ZM136 142L139 143L138 141H136ZM234 142H236L235 139H234ZM207 144H209V142ZM131 145H134V144H131ZM61 147L62 146H60L59 148L61 149ZM262 148L264 150V147H262ZM95 152H97V154ZM94 153L96 154L95 156H94ZM149 153L151 155H154L155 157L151 158L150 160H147L145 158H147L149 156ZM233 153H234V155H233ZM51 155L53 156L52 153L50 154V156L49 155H47V156L51 157ZM92 155H90V156H92ZM237 155L240 156V158H242V159L236 158V157H238ZM55 158H57V159H55ZM86 159L90 160V158H87V157H86ZM143 159H145V160H143ZM236 159H238V160H236ZM183 160H184V158H183ZM36 161H37V159H36ZM219 161H217V162L219 163ZM57 163H59V162H57ZM217 164H216V167H217ZM246 164H247V171L245 170V172H247V177H245V179L247 178V181L246 180L243 181L244 178L241 176L242 173H240V174H238V173L243 170L242 167L245 166ZM58 165H59L58 168H60V169L56 168ZM151 165H153V166H151ZM139 166H141V167H139ZM64 169H66V168H64ZM235 169H239V170H237L239 172L236 173L234 171ZM198 170H199V168H198ZM72 174L74 175L73 177H72ZM178 175H179V178H178ZM244 176H246V175H244ZM18 177H20V176H18ZM67 177H69V179ZM149 177H147L148 180L150 179ZM66 178H67V180H66ZM71 178H73V179H71ZM228 178H230L229 181H227ZM34 179H36V177ZM75 179H77L79 181L74 183ZM145 179H146V177H144V179H141L140 181H142L145 184V187H147V186H149L150 183H147L148 180H145ZM167 179L169 180V178H167ZM173 179H175V180H173ZM193 179L196 181L191 182ZM68 180H70V181H68ZM206 180H207V182H206ZM5 181L3 182V184L5 183ZM34 181H32V182H34ZM245 182L247 184H245ZM141 183L139 182V184H141ZM175 184H177V183H175ZM26 185H28V184H26ZM15 186H16V184H15ZM15 186L13 188H15ZM74 187H77V186H74ZM91 187L95 188V191H93L91 189ZM118 187L121 189H118ZM128 187H129V185H128ZM21 188H23V187H21ZM32 188H34V187H32ZM120 190H122V191H120ZM17 191H19V190H17ZM57 192H62V193H59L60 198H58ZM214 192H212V193H214ZM25 193H27V192L24 191L23 194H25ZM208 193H209V195L211 194V192H208ZM28 194H30V193H28ZM47 194H48V192H47ZM171 194H173V193H171ZM18 195H19V193H18ZM214 195L215 194H213V196ZM167 196H168V194H167ZM167 196L164 199L167 200ZM46 199H45V201H46ZM53 200H55V199H53ZM121 200H124V199H121ZM118 202H119V200H118ZM52 204H54L58 208L59 207L61 208V205H62V204L61 205L56 204V202H53ZM52 204H51V206H52ZM24 205H26L27 208ZM129 205H131V206H129ZM3 206H5V204H1L0 209H2ZM132 206H133V208H132ZM63 208H64V205H63ZM70 208H68V209H70ZM61 210H62V208H61ZM55 212H58L57 214H58V216H60V217H58L59 220L57 219V217H56L57 214L55 215ZM256 214H260V215H256ZM232 216L235 219L236 214H234ZM1 218H0V221H2ZM152 218H154V219H152ZM184 218L185 219H187V218L192 219L195 223L194 226L198 225V226H203V227H200V229L196 228L193 231H183L182 228H184V227H182L181 224L184 220L183 221H180V220H182ZM143 220L148 221V223H150V221H152L155 226L154 225L151 226L147 223L145 225L146 221L143 223L142 222ZM140 221H141V224H144V225L141 226ZM206 221H208L210 223V225L204 226ZM198 222H203V223H198ZM226 223H227V221H226ZM234 223L236 224V222H234ZM235 224L233 226H235ZM237 224L238 225L240 224V227L242 230L244 229V227L241 226L243 224H241L240 222H237ZM248 224H250V223H246V224H244V226L247 225V228H249L251 226V224H250V226H248ZM253 225H255V224H252V226ZM256 225H259L258 227H264L262 225L260 226V223H258V224L256 223ZM144 226H146L145 229H143ZM159 226H161V231H159L157 229ZM245 228H246V226H245ZM2 229L5 230L6 234H4V231L3 232L1 231ZM246 229H244V230H246ZM254 229H255V227H254ZM256 229H258V228H256ZM262 230H264V229L262 228ZM158 233H163L164 237H166V245H164V247H170L169 250H166L164 252H160L161 248L153 247L156 244H154L153 242H149V240L154 239L152 235H154V234L157 235ZM250 233H248V234H250ZM237 234H238V232H237ZM10 235H13V237L11 238ZM230 239H234V240L231 241ZM197 242L198 243L200 242V244L204 245V249L197 247V244H196ZM236 242L237 241H235L234 243H236ZM177 243H180V244H177ZM115 244H116V242H115ZM256 245H258V244H256ZM13 246H14V248H15V246L16 247L18 246L17 248L18 249L21 248L22 250H24L25 253L13 255L12 254L13 250L12 251L9 250L11 253L8 251V249H14ZM259 246L262 247L263 245L260 244L258 246H255V244H250L249 247L247 246V248L253 249L255 251L254 255H256L258 251H259V253L264 252L263 250H261V247H259ZM179 250H181V252H179ZM260 250H261V252H260ZM176 251L178 254L174 253ZM168 252H171V253H168ZM189 252H190V254H189ZM249 254L250 255H248V258H250V260H252V261H256L255 258H257V257L252 256L251 252H249ZM195 258L198 259V261L196 259L197 262L194 261ZM231 258L232 257L230 255H228L227 260H230Z\"/></svg>",
    "mask_w": 264,
    "mask_h": 264
}]
</instances>
